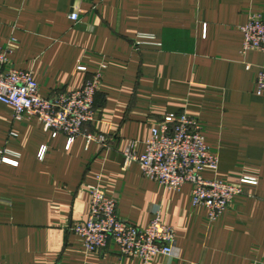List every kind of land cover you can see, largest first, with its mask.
Instances as JSON below:
<instances>
[{"label":"crops","instance_id":"1","mask_svg":"<svg viewBox=\"0 0 264 264\" xmlns=\"http://www.w3.org/2000/svg\"><path fill=\"white\" fill-rule=\"evenodd\" d=\"M258 13L264 0H0V47L16 39L7 65L31 71L42 97L77 90L105 66L83 131L107 137L104 146L83 134L67 143L0 103V150L19 153L15 166L0 154V262L264 264V98L256 94L264 52L242 53L240 29ZM138 33L161 45L136 49ZM180 112L198 121L218 157L203 177L242 188L214 220L192 204L190 183L167 189L123 160L130 141L142 153L152 127ZM89 185L114 198L117 216L133 225L160 215L175 231V255L143 263L113 242L85 251L70 225L87 219Z\"/></svg>","mask_w":264,"mask_h":264},{"label":"built area","instance_id":"2","mask_svg":"<svg viewBox=\"0 0 264 264\" xmlns=\"http://www.w3.org/2000/svg\"><path fill=\"white\" fill-rule=\"evenodd\" d=\"M69 18L76 22L79 15L74 11ZM240 29L242 53L252 49L264 52L263 14L252 15ZM15 41L11 38L8 46L0 47V103L13 108L15 119L35 118L52 137L62 134L67 143L83 134L87 142L95 140L107 145L105 135L83 131L84 126L94 120L95 97L100 89L101 69L105 66L101 65L77 90L42 97L31 71L7 65ZM133 43L136 49L142 45H161L151 33H138ZM256 94L264 98V66L257 73ZM11 135L15 133L11 132ZM46 150V146L41 147L39 159H43ZM0 154L2 162L17 165L19 153L4 149ZM122 156L125 164L138 163L145 177L167 189L178 190L183 184L190 183L192 204L205 206L209 220L216 219L233 197L242 192L240 184L203 177V171L217 169L218 157L210 152L198 121L183 112L165 114L160 123L152 127L142 153H137L130 141ZM256 182L251 177L241 179V183ZM88 188L91 199L87 219L70 225V229L81 237L85 251H103L113 242L120 255L137 258L143 263H149L156 256L175 255V231L161 220L160 215L153 217L145 227L133 225L117 216L116 200L107 196L101 187L89 185Z\"/></svg>","mask_w":264,"mask_h":264}]
</instances>
